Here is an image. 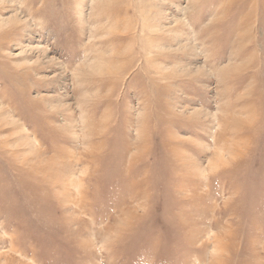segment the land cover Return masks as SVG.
I'll list each match as a JSON object with an SVG mask.
<instances>
[{
	"label": "rangeland",
	"instance_id": "obj_1",
	"mask_svg": "<svg viewBox=\"0 0 264 264\" xmlns=\"http://www.w3.org/2000/svg\"><path fill=\"white\" fill-rule=\"evenodd\" d=\"M0 264H264V0H0Z\"/></svg>",
	"mask_w": 264,
	"mask_h": 264
}]
</instances>
